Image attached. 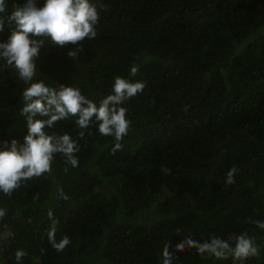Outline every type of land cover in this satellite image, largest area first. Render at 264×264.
Returning <instances> with one entry per match:
<instances>
[{
  "label": "trees",
  "instance_id": "obj_1",
  "mask_svg": "<svg viewBox=\"0 0 264 264\" xmlns=\"http://www.w3.org/2000/svg\"><path fill=\"white\" fill-rule=\"evenodd\" d=\"M90 2L108 6L97 37L75 59L67 55L73 46L46 42L36 80L77 87L97 104L116 76L146 88L122 105L131 126L115 154L96 124L83 138L75 118L45 129L77 141L79 166L55 154L50 174L10 197L0 192V264H17V250L26 252L22 264H162L165 245L215 235L234 247L245 232L258 257L217 260L186 249L174 264H264V230L253 223L264 221V0ZM24 3L6 0L3 15ZM13 27L5 23L0 42ZM26 87L0 59V148L27 134ZM232 167L235 182L226 184ZM49 210L56 239L71 240L63 252L48 242Z\"/></svg>",
  "mask_w": 264,
  "mask_h": 264
},
{
  "label": "clouds",
  "instance_id": "obj_2",
  "mask_svg": "<svg viewBox=\"0 0 264 264\" xmlns=\"http://www.w3.org/2000/svg\"><path fill=\"white\" fill-rule=\"evenodd\" d=\"M107 10V5L91 3L90 0H44L42 6H38L37 0H25L23 6H17L11 15L5 16L6 0H0V32L4 30L6 22L14 25L7 42H0V59L6 62V67L14 68L19 78L28 84L22 92L24 106L21 109V115L27 118V134L22 143L16 139L3 141L0 148V192L3 194L10 197L22 183L50 174L55 154H62L66 163L73 168L79 166L76 154L80 146L77 141L67 133L49 135L45 131L60 121L75 118V124L82 130L79 132L80 138L85 136L83 130L96 124L101 136L114 139L113 154L123 149L122 141L129 134L131 121L127 119V108L122 105L143 93L146 88L144 82H132L116 76L111 94L97 104L77 87L60 85L57 89L46 85L43 80H36V60L46 42L59 48L73 46L67 55L75 59L83 51V41L97 37L100 12ZM138 71L139 66L134 64L130 68V75L136 76ZM236 171L235 167L228 170L226 184L235 182ZM59 197L68 199L62 189L59 190ZM5 215L6 210L0 209V218ZM48 216V242L56 252H63L71 240L67 235L56 239L59 221L52 210H49ZM253 223L264 230V221ZM186 249H195L199 255L217 260L231 256L244 261L260 254L259 246L247 232L235 238L234 247L215 235L204 242L195 241L189 236L172 251L169 245H165L162 264H174L178 258L175 253ZM25 255L23 250L16 251L17 264H22Z\"/></svg>",
  "mask_w": 264,
  "mask_h": 264
}]
</instances>
